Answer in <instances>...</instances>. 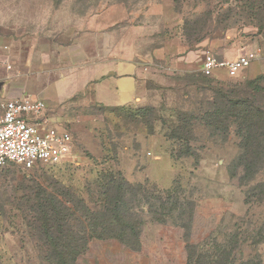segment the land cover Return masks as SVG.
Returning <instances> with one entry per match:
<instances>
[{"label":"rangeland","instance_id":"374dc122","mask_svg":"<svg viewBox=\"0 0 264 264\" xmlns=\"http://www.w3.org/2000/svg\"><path fill=\"white\" fill-rule=\"evenodd\" d=\"M261 5L256 12L249 0H0V61L10 65L0 62V97L30 94L48 106L90 75L78 70L40 93L66 64L118 57L139 68L127 105H98L89 88L48 107L53 124L72 135L67 160L0 169V264L58 263L37 218L53 198L74 211L68 223L85 235L77 264H196L199 256L198 264H264V147L257 173L241 180L237 126L213 132L201 119L212 87L264 104L254 88H264ZM254 49L258 59L237 75L201 72L206 50L234 59ZM130 83L110 77L103 92L120 102ZM177 111L190 115L193 155H177ZM106 196L119 199L120 218L105 209Z\"/></svg>","mask_w":264,"mask_h":264},{"label":"trees","instance_id":"16d2710c","mask_svg":"<svg viewBox=\"0 0 264 264\" xmlns=\"http://www.w3.org/2000/svg\"><path fill=\"white\" fill-rule=\"evenodd\" d=\"M249 1L256 7V12L261 10V4L264 3V0ZM256 80V78L250 80L249 84L255 83ZM254 88L257 91L264 92V88L261 86ZM211 92V107L202 113L201 119L213 129V132H226L230 124L237 126L236 135L239 138L241 148L238 161L243 167L241 180L251 179L259 169V163L261 162L259 154L264 147V104L257 102L251 95L240 94V92L233 89L225 90L224 88L212 87ZM189 117L190 115L187 112L177 111L178 122L171 128V137L173 136L183 142L181 149L177 151L178 156L193 155L188 144L191 139ZM110 181L104 185L105 188L108 187V184H111L112 181ZM118 188L120 189L121 186H118ZM132 192L133 188L131 187V194ZM106 198L108 207L105 209L113 212L115 217L121 216L119 215V204H117L119 199L116 196H106ZM53 200L55 203L51 204L52 209L41 208L42 211L39 212L37 218L41 222L42 228H45V232L49 235L50 244L60 253L57 264H77L75 261L76 256L86 248L85 235L76 234L68 223L70 218L76 217L74 211L62 200L54 198ZM125 223L129 225L128 227L131 231H135L138 227L137 223L134 222ZM202 259L199 256L196 264ZM213 264L216 263L213 262Z\"/></svg>","mask_w":264,"mask_h":264},{"label":"built area","instance_id":"2783aa9c","mask_svg":"<svg viewBox=\"0 0 264 264\" xmlns=\"http://www.w3.org/2000/svg\"><path fill=\"white\" fill-rule=\"evenodd\" d=\"M258 57L255 49L232 60L206 50L200 69L204 76H212L219 69L234 76ZM0 62L10 68L6 57ZM47 112V104L39 97L24 93L0 97V169L10 163L31 169L39 164L55 165L69 158L72 135L53 124Z\"/></svg>","mask_w":264,"mask_h":264},{"label":"crops","instance_id":"0c3cea01","mask_svg":"<svg viewBox=\"0 0 264 264\" xmlns=\"http://www.w3.org/2000/svg\"><path fill=\"white\" fill-rule=\"evenodd\" d=\"M223 58L232 60V58H227L223 55H221ZM113 57V56H112ZM82 58H86L85 55L82 56ZM235 59V58H234ZM97 63H94L92 65H77V66H70L68 64L65 65L66 71L65 73L60 74L58 77H56L53 80H50L44 87H42L39 91L40 93L43 92L47 89L48 86H52L53 84H56L59 81H63L64 79L70 78L71 73L76 72L78 70H89L90 75L86 76L83 79L81 85L78 87V89L73 90L71 92H67L66 94L63 95H57L56 98L53 99V101L49 102L48 107H53L54 105H57L58 103H61L63 101H66L69 98H74L75 96H79L82 93H86V91L91 92V100L98 104L102 105L105 107H115V106H122V105H127L131 103L136 97H137V86L139 84V68L138 65L135 61L131 59H121L118 57H113V58H107V60H100L97 58L96 60ZM123 66V70L126 71H117L116 66ZM251 65V64H250ZM249 65V66H250ZM132 66V69H131ZM248 66V67H249ZM254 70V67L252 68V71ZM218 71H223L222 73H218ZM218 73L219 75H222L225 73L226 75L227 72L223 69L216 70L214 72V75ZM110 77H114L116 79H122L123 77L128 78L132 81L131 83L128 84L126 88L121 92L123 94L124 99H122L120 102L117 101H112L110 98V92H103V85L108 81ZM47 86V87H46ZM117 90V89H116ZM30 95V94H28ZM34 96V95H31ZM37 97V96H34ZM52 119V118H51Z\"/></svg>","mask_w":264,"mask_h":264}]
</instances>
